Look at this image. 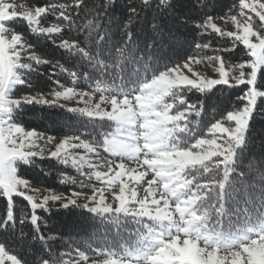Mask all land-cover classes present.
<instances>
[{
  "label": "snow or ice",
  "instance_id": "obj_1",
  "mask_svg": "<svg viewBox=\"0 0 264 264\" xmlns=\"http://www.w3.org/2000/svg\"><path fill=\"white\" fill-rule=\"evenodd\" d=\"M143 3L144 6H151V0H143ZM80 4L81 0H76V4L71 6H37L34 9L17 11L14 3L0 0V196L7 198L8 204L4 226L7 227V222L15 220L13 198L18 196L30 205V223L36 232H40V217L36 210L51 211L49 202L58 205L59 209L84 208L121 227H126L129 219L143 225L146 231L137 229L138 240L135 246L124 249L123 255L109 248L106 253L108 258L103 264H264V213L256 217V222H245L235 230H232L230 220L228 230L223 227H209L213 220H216L217 225L220 224L217 217L228 215L226 203L232 199L230 173L234 171L238 150L246 144V133L258 101H264V91L257 87L258 77L264 75V0H239V15L245 17L243 23L236 15L230 17L238 31H222L212 22L211 15H205L204 23L197 26L205 32L211 29L221 37H232L245 46L250 58L245 63L234 66L239 69L238 75H231L230 71H226L221 57L217 55L208 59L220 62L221 66L217 69L219 79L198 76L189 78L179 73V66L166 67L164 71L154 73L150 79L145 77L143 80L132 81L135 87L131 89L127 85L117 89L98 84L96 91L115 93L110 95V111L102 109L99 104L67 109L91 120L107 119L115 124V130L104 135L100 147L112 157L119 158L120 162L113 168L112 161H108L106 173L91 172L89 179L94 176L97 181H103L106 187L95 189L92 195L87 196L90 203H78L83 193L75 191L67 197L53 192L37 203L36 198L24 190L29 182L19 178L17 165L20 162L32 163L34 157L44 155L42 149L32 150L38 147L37 141L44 137L36 131H26L23 126L13 122L14 109L23 103L57 106L60 99L66 100L77 93L72 88H64L62 91H54L52 95L56 99L51 101L43 96L12 99L14 86L25 84L22 79L23 70H35L31 61L35 65H48L52 62L35 54L26 57L29 62H21V53L25 47L23 36L5 25L16 19H23L31 32L51 36L60 33L61 28L41 27L40 18L49 13L55 14L59 9L58 18L71 28L74 19L70 12L65 14L66 10L69 7H79ZM114 7L115 0H112L108 8ZM179 7L178 0H156L158 16L178 15ZM190 7L210 9L212 2L195 0V4H190ZM129 12L130 17L139 16L135 7H130ZM249 13L259 18L258 26ZM179 19L183 22L184 15H179ZM159 27L158 24L153 25L154 30ZM126 35L127 42L131 44L133 33L129 31ZM250 37H255L257 42H253ZM57 46L70 56H78L82 62L93 68H108V65L98 59L99 53L93 55L90 50L81 47L79 42L62 41ZM196 47L207 49L209 45L197 44ZM117 51L121 57L125 56L123 49ZM188 59L189 62L183 67L191 71L190 62L193 57ZM52 66L59 67L61 72L67 71L58 61ZM116 67L123 70L119 64ZM245 68L250 71L245 72ZM68 75L73 80L77 79L76 72H69ZM229 77L234 83L230 82ZM85 78H89L87 73ZM215 85L229 88L249 86L239 97L246 103L238 110L227 112L226 120L234 122V126L226 127L217 120L208 129L213 138H197L189 146L188 139L185 138V135L191 138L192 133L188 123L189 114L195 112L199 116L200 111L195 104H189L181 110V106L188 102L180 93L186 88L204 93ZM79 95L83 100L89 94ZM100 99L107 101L109 97L101 95ZM52 140L53 137H47L49 143ZM73 149H85L87 153L99 155L96 146L81 140L80 136H66L49 156L64 165L71 164L78 171L85 165L89 169H95L96 165L90 158L71 155L70 150ZM125 159L136 162L144 170L128 168L124 163ZM149 173L151 179H147ZM145 180L146 186L143 183ZM64 181H71V178L64 177L61 182ZM137 186L143 188L142 198L138 195ZM80 187L85 185L82 183ZM116 188L118 192L115 191ZM107 190L113 191V203L106 202L104 193ZM144 218L151 223H145ZM122 220L125 221L124 224H121ZM40 239L44 240L43 235ZM218 250H226L228 254L218 255ZM76 255L79 260L73 258L72 264H81V261L88 260V256L79 249ZM9 262L21 264L16 255L10 254L5 245L0 244V264ZM40 264H55V261L41 259ZM63 264H69V261H64ZM93 264L96 262L93 261Z\"/></svg>",
  "mask_w": 264,
  "mask_h": 264
},
{
  "label": "trees",
  "instance_id": "obj_2",
  "mask_svg": "<svg viewBox=\"0 0 264 264\" xmlns=\"http://www.w3.org/2000/svg\"><path fill=\"white\" fill-rule=\"evenodd\" d=\"M16 1L34 7L76 4V0ZM211 2L210 9H200L190 7V4H195V0H178V15L158 16L156 0H151L150 7L144 6L143 0H115L114 8H108L112 0H81L79 7L66 10L65 14L70 12L74 19L71 28L58 18L59 9L55 14L49 13L40 18L42 23L62 24L66 33L79 40L81 47L90 50L93 55L99 53L98 59L108 65L107 69L102 66L93 68L78 56H70L57 46L54 35L31 32L23 19L8 22L34 50L52 62L48 65H35L33 71L23 70L22 79L25 84L14 86L12 97L58 90L60 86L57 82L70 83L69 72H76L87 88H97L100 84L117 89L127 85L131 89L135 87L132 81L143 80L145 77L150 79L154 73L158 74L166 67H174L189 57L208 58L219 55L230 62H246L250 56L240 42L232 37H221L212 31L203 32L197 27L203 24L205 15H211L212 18L238 16L239 0ZM130 7L137 9L138 17H130ZM179 15H184L183 22ZM154 24L160 25L159 29L154 30ZM129 31L133 33L131 44L127 42L126 33ZM197 44H208L209 47L197 48ZM118 49H123L125 56L121 57ZM57 61L67 71L53 68L52 65ZM117 64L123 70L116 67ZM85 73L89 78H85ZM248 87L215 85L204 93L196 89H184L180 94L188 103L182 105L181 110L189 104H195L200 111L199 116L195 112L189 114L188 123L192 133L191 138H186L188 145L203 137L217 120L224 122L228 111L242 108L246 102L239 97ZM257 87L264 91V75L258 77ZM13 122L43 136L74 135L95 142L104 137L105 131L112 129L111 122L105 119L91 120L59 105L36 103L16 106ZM106 124L109 125L105 129ZM233 168L234 171L230 173L232 199L226 203L228 215L219 218L227 224L230 220L232 225L256 221V217L264 213V101H258L246 133V144L238 150ZM17 171L19 178L41 189L59 194L75 189L72 182H61L64 177L77 176L75 170L53 157H34L33 162L27 164L20 162ZM7 207V198L0 196V244H4L10 254L16 255L21 264H40L41 259H52L55 264H63L64 261L71 264L73 258L79 259L77 249L88 258L106 255L109 248L120 252L137 239V229L143 231V225L130 219L126 227H121L84 208L49 207L51 211L36 210L40 217V232H36L30 223L31 207L18 196L13 198L15 220L7 222L5 227ZM124 223L122 220L121 224ZM41 235L44 240L40 239Z\"/></svg>",
  "mask_w": 264,
  "mask_h": 264
},
{
  "label": "rangeland",
  "instance_id": "obj_3",
  "mask_svg": "<svg viewBox=\"0 0 264 264\" xmlns=\"http://www.w3.org/2000/svg\"><path fill=\"white\" fill-rule=\"evenodd\" d=\"M5 2H9V3H14L17 6V11H23L25 9H34V6H30L27 4H24L22 2L16 1V0H5ZM251 2V0H250ZM245 12H248L247 9L244 10ZM250 15H252L254 17V21L257 24V26L259 25V18L255 17V15L253 13H249ZM237 19L243 23L245 17H242L240 15L237 16ZM212 22L215 23L217 25L218 28H220L222 31L224 32H234V31H238L237 27L235 24H233V22L231 21L230 17H222L220 18H215L212 19ZM204 23V22H203ZM7 28H9L10 30H14V32L16 34H20L19 32H17L13 27H11L8 23H6L5 25ZM40 26L41 27H52V26H59L61 28V32L60 33H54L52 35H54L56 37L55 41L56 43H61L62 41H67L69 43H73V42H79V40H77L74 36L66 33V30L64 29V27L62 26V24H60L59 22H52V23H42L40 21ZM202 29V28H201ZM203 32H205L204 29H202ZM208 31H212L211 29H207L206 32ZM9 38H10V34H9ZM250 39L253 42H257L255 37H250ZM24 43V50L22 51L21 55H22V61L21 62H29L26 57H28L29 55H37L39 56L41 59H47L44 56H42L40 53H38L36 50H34L24 39L22 41ZM80 43V42H79ZM222 59L223 62V66L225 67L226 71H230L231 75H238L239 74V69L235 68V65H238L240 63H245V62H230L227 61L225 59ZM189 62V59L186 60L183 63H180L176 66H179V73L188 76L189 78H196L197 76L200 78H204V79H219V73L217 71V69L221 66L219 61H216L215 59L213 60H209L208 58H193L192 61L190 62V67H191V71H189L187 68H184L183 65ZM31 63H33V65L35 66V62L31 61ZM174 66V67H176ZM250 71V69L245 68V72ZM195 74V75H194ZM230 82L234 83V81H231V78L229 77ZM59 84V89L55 90V91H62L64 88H72L74 90L75 93H77V95H73L68 99H60L58 101V105H63V107L69 109V108H83V107H93L96 104H99L100 107L102 109L105 110H111V104H110V95H112L113 93H108V92H103L101 94H92L87 88H85L84 81H82L81 78H79V76H77V79L73 80V78L71 77L70 83L65 84L62 82H58ZM62 86V87H61ZM37 93V94H23L19 97H12V99L15 100H23V98L25 96H35V97H40L43 96L45 99L47 100H54L56 99L52 93ZM82 93H88V96H84V99L81 100V97L79 94ZM101 95H104L106 97H109V100L107 101H101L100 97ZM89 97H91L89 99ZM120 99H122L123 97H118ZM106 121H108L107 119H105ZM111 122V121H110ZM112 123V130L111 131H105L103 134H108L111 133L115 130V124L113 122ZM225 124V126H234V122H228L226 120L225 117V121L223 122ZM109 124H106L104 127L105 129L108 127ZM210 128V127H209ZM26 130V129H25ZM26 131H33V130H26ZM66 136H74V135H64V136H51L53 137V140L49 143L47 141V137L49 136H44V139L37 141L38 147L32 149L33 151H40L41 149L44 152L43 157H50L49 153L51 151H54L56 148V145ZM185 138H187V136L185 135ZM200 138H206V139H211L213 138L211 133H209V131L206 132V134L203 137ZM81 140H86L83 137H80ZM89 141V140H87ZM195 142V141H194ZM192 142V143H194ZM218 142H220L218 140ZM74 143H79V141H74ZM103 143V138L100 139V141H96L94 142V140L90 141V144L96 146L97 148V152L99 153V155H97L96 153H87V151L85 149H73L70 150L71 155L73 156H81L84 155L88 158L91 159V161L96 165L95 169H85L88 168L87 165L84 166V168L79 172L78 170L74 169L71 164H69L70 167L73 168V170L76 171V175L77 176H73L70 177L71 181L74 185H75V189H73L70 192L64 193V194H59V193H55L58 195H64L65 197L71 195L72 192H81L83 193V195L81 196V198L78 200V203L80 204H84V203H90L86 197L92 195V193H86V191L91 190V189H103L106 187V185L104 184L103 181H97L95 179L94 176H91V179H89V176L91 174L92 171H100L102 173H106L108 172V168H107V163L108 161H112L113 164V168H115L116 164L119 163L120 161L118 159H114V158H108L106 155L112 157L109 153H106L103 151V148L100 147V145H102ZM191 143V144H192ZM189 144V146L191 145ZM127 161V162H126ZM130 160L125 159L124 163L126 164V166L128 168H138L139 170H144L143 167H141L140 165H138L136 162H129ZM146 167V166H144ZM151 173H149L147 179H151ZM84 184L85 187H80L81 184ZM144 185L146 186L147 180H145ZM138 187V195L141 196V198L143 197L144 193H143V188L140 186ZM28 195H32L36 198V202L39 203L41 200H43L44 196L49 195L51 193H53L52 191L48 190V189H40L35 187L34 185H32L31 183H29V186L24 189ZM116 192H118V188L115 189ZM105 197H106V202L107 203H113L114 202V196H113V191L112 190H107L104 193ZM99 199V197H98ZM48 207H58V205L49 202ZM217 220L220 221L219 225H209V227H223L225 230H228V227L225 226V221L221 220V218L217 217ZM256 222V221H255ZM226 227V228H225ZM240 227V225H234L232 226V230H235V228ZM227 251L226 250H218V255H227ZM93 259L85 262V261H81V264H93V261L96 262V264H103V261H100L98 259H96L95 257H92ZM79 260V259H77ZM10 264V262H9ZM72 264V263H71Z\"/></svg>",
  "mask_w": 264,
  "mask_h": 264
},
{
  "label": "crops",
  "instance_id": "obj_4",
  "mask_svg": "<svg viewBox=\"0 0 264 264\" xmlns=\"http://www.w3.org/2000/svg\"><path fill=\"white\" fill-rule=\"evenodd\" d=\"M221 19V18H220ZM83 141H85V142H87V143H90V141H87V140H83ZM74 169H76V168H74ZM85 169H89V168H85ZM77 170V169H76ZM81 170H79V172H80ZM95 189H91V190H88V191H86V193H92L93 191H94ZM100 261H104V259L103 260H100Z\"/></svg>",
  "mask_w": 264,
  "mask_h": 264
}]
</instances>
